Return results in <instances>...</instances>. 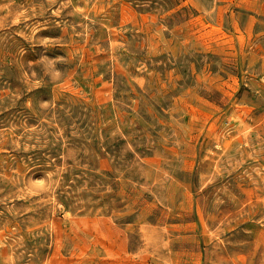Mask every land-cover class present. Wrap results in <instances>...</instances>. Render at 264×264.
Masks as SVG:
<instances>
[{
	"label": "rangeland",
	"instance_id": "obj_1",
	"mask_svg": "<svg viewBox=\"0 0 264 264\" xmlns=\"http://www.w3.org/2000/svg\"><path fill=\"white\" fill-rule=\"evenodd\" d=\"M0 264H264V0H0Z\"/></svg>",
	"mask_w": 264,
	"mask_h": 264
}]
</instances>
